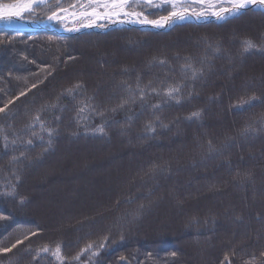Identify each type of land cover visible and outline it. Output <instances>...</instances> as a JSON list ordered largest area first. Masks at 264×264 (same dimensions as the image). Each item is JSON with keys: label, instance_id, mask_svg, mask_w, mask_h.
<instances>
[{"label": "trees", "instance_id": "obj_1", "mask_svg": "<svg viewBox=\"0 0 264 264\" xmlns=\"http://www.w3.org/2000/svg\"><path fill=\"white\" fill-rule=\"evenodd\" d=\"M48 11L27 16L41 22ZM245 39L257 47L244 52ZM149 47L156 53L144 56ZM219 48L229 61L216 56ZM189 64L202 74L193 79ZM259 64L264 11L253 8L166 32L121 27L60 36L0 27V107L8 104L0 113V247L29 236L0 254V264H61L50 253L37 257L57 243L62 264H264ZM169 86H179L176 99L164 95ZM249 125L254 130L244 133ZM138 126L160 141L113 134L127 137ZM88 230L98 236L88 239ZM89 243L98 254L74 259Z\"/></svg>", "mask_w": 264, "mask_h": 264}, {"label": "snow or ice", "instance_id": "obj_2", "mask_svg": "<svg viewBox=\"0 0 264 264\" xmlns=\"http://www.w3.org/2000/svg\"><path fill=\"white\" fill-rule=\"evenodd\" d=\"M199 3L201 5L208 4L213 10L211 12L212 16H215L217 20H225L228 17L239 15L240 12L248 7H258L264 8V0H220V6L217 7L215 3H211L210 0H193V4ZM36 7H44L49 11L45 14L47 15L48 22H60L65 19L69 13V7L72 9L71 16L80 24L81 27H105L104 24L98 23V21L107 19L110 22L115 21L118 23H130L137 24L141 26H151L153 28H163L165 26H170L171 24L186 20L191 16H195L197 19L206 18L208 12L205 10H197L193 6H189L187 4V0H80L77 4H72L69 7H65L62 3V0H57L56 5L53 6L49 4L48 0H22L21 3L14 4H0V21L12 22L13 17L16 20L25 19V14L29 16L33 14ZM158 8H166L167 15H158L156 18H149L148 10L150 9H158ZM60 13H64L65 15H60ZM72 31H78V28L70 29ZM243 51L248 52L253 48H256L257 45L253 43L250 39H245L243 42ZM161 64L164 61H160ZM187 67L192 72V78L195 79L198 74H202V72L198 69L192 68L191 64L187 65ZM35 87V85H33ZM81 85L76 84L74 88L67 89V92L72 93L75 89L80 88ZM139 88V83L137 85ZM179 86H169L165 91L164 95L169 97L170 99H176L175 93L179 92ZM153 92L159 94L160 90L153 88ZM141 96L140 99L144 98L143 89H140ZM21 95H24L21 92ZM133 99L135 94H131ZM251 99H255L252 97ZM128 101H124L123 103H127ZM12 103V101H9ZM55 107V105H53ZM88 107L85 106L79 109L80 112H85ZM123 107V104L120 105ZM159 107V106H156ZM8 108V104H5L3 107H0V113H4ZM94 110V109H93ZM115 111V109H113ZM102 115V113H101ZM193 117H198L199 112H193L191 114ZM264 123V121H261ZM35 123H39L42 130H46L48 136L51 137L53 135L52 129H45L43 122L40 121L39 114H37L35 118ZM29 127H33L30 125ZM148 129L152 130L151 125H148ZM252 129V126L249 125L245 127L243 130L244 133H247ZM96 132L103 133V128L95 129ZM33 135H36L33 132ZM5 148H7V137H5ZM51 141H49L50 143ZM15 143V141H13ZM29 144L32 143L30 139L28 141ZM13 160L16 157L12 158ZM11 194V193H5ZM141 207H143L141 205ZM6 219V217L0 216V220ZM32 236H35L36 233H31ZM29 236L26 235L24 240H28ZM24 240L17 239L15 243H13L10 247H0V254L10 253L13 249H15L18 245L23 244ZM104 240H107V237H104ZM106 246L104 242H101L98 245L99 249H103ZM94 246L92 243L86 245L85 248H82L79 253H77L74 259L79 260L80 256L85 252L91 251L92 256H96L98 251L93 250ZM40 253H50L53 257L56 258L57 261H60L61 264L65 259L62 255V245L57 243L55 248H50L47 244L42 248L37 250V257ZM176 253L173 252L172 256H175ZM35 258V257H34ZM227 259V258H226ZM251 264H255V258Z\"/></svg>", "mask_w": 264, "mask_h": 264}, {"label": "rangeland", "instance_id": "obj_3", "mask_svg": "<svg viewBox=\"0 0 264 264\" xmlns=\"http://www.w3.org/2000/svg\"><path fill=\"white\" fill-rule=\"evenodd\" d=\"M20 0H18V1H15V2H12V3H4V2H1V0H0V4H4V5H7V4H14V3H18ZM51 1H54V0H49L48 2L50 3ZM63 1V0H62ZM78 2H80V0H74V3L73 4H77ZM210 2L211 3H215L216 4V6L217 7H219L220 6V0H210ZM187 4L189 5V6H193V7H195L198 11L199 10H205V11H207L208 12V15H207V17L206 18H201V19H197L195 16H191V17H189L188 19H186V20H181V21H177V22H175V23H173V24H171L170 26H165V27H163V28H161V29H164L165 31H151V30H142V31H149V32H166V31H168V30H170L171 28H173L175 25H178V24H184V23H193L192 22V20L193 19H196V20H198V22H200V21H202V23L201 24H207V23H223V22H225L226 20H229V19H231V18H234V17H236V16H238V15H236V16H231V17H228L227 19H225V20H222V21H220V20H217L216 19V17L215 16H212L211 15V12H212V8L211 7H209L208 6V4L206 3V4H204V5H201V4H199V3H195V4H193V0H187ZM38 7H36L35 8V10L37 9ZM251 8H253V9H257V10H260V11H264V8H258V7H248V8H246V9H244V10H242L240 13L242 14L245 10H247V9H251ZM158 9H162V8H158ZM153 10H157V9H150V10H148L149 12H148V14L149 13H151V11H153ZM71 11H72V9L71 8H69V13H68V15H67V17L65 18V19H63L62 21H60V22H48V20H47V17L44 19V20H42L41 22H38V21H36V19H35V17L33 16V17H28L27 15L28 14H25V19H23V20H16L15 18H13L12 19V22H7V21H0V27H4V28H8V29H12V30H16V31H19V32H34V31H43V30H49V31H52V32H54V31H57V30H62V31H71L70 29H74V28H79V27H81L80 26V24L71 16ZM60 15H65L64 13H60ZM209 18H211L212 19V21L211 22H206V20H208ZM25 21H29V22H31V24L30 25H27V24H25L24 22ZM190 21V22H189ZM98 23H102V24H104L105 25V27H103V28H98V27H93V30H91V31H98V32H106V31H109V30H112V29H117V28H121V27H128V28H137V27H133V26H122V24L121 23H118V22H116L115 21V18L113 19V21H109V20H107V19H104V20H101V21H98ZM34 24H36V26L34 25ZM196 24H199V23H196ZM41 27V28H39L38 30H37V27ZM137 29H139V28H137ZM139 30H141V29H139ZM55 33V32H54ZM57 34V33H56ZM77 34H81V33H79V32H77ZM189 34L190 33H188L187 34V32L186 33H184V37L185 36H189ZM74 35V34H73ZM215 41V40H214ZM221 41H224V40H221ZM229 41L231 42L232 40L231 39H229ZM156 48L157 47H155V48H153V47H149L148 48V51L146 52V54H144V56H152L154 53H156ZM179 50V49H178ZM180 50H183V49H180ZM185 50V49H184ZM217 52V51H216ZM12 55V54H11ZM219 55L220 56H222L223 57V60L226 62V61H229L230 60V57H228L227 55H226V52L224 51V50H222L221 48H219V52H217V54H216V56L219 58ZM77 58V57H76ZM75 58V59H76ZM120 61L121 60H123V57L122 58H120L119 59ZM223 60H221V62L223 61ZM6 61H8V60H6ZM136 62L135 63H137L138 61L137 60H135ZM236 61L239 63V64H241L242 62H239V60H237L236 59ZM258 61V60H257ZM1 63L2 64H4V65H6V63L5 62H3V61H1ZM257 63V62H256ZM258 64V63H257ZM138 65V64H137ZM259 65H261L260 67H258V68H263L264 67V65L263 64H259ZM79 74V73H78ZM229 76V77H228ZM234 78V76H230V74L229 75H227V79L229 78V79H231V78ZM256 83H257V81L255 82V85H256ZM264 98V97H263ZM262 108H264V106H262ZM180 114V113H179ZM127 127V126H126ZM117 129V128H116ZM126 129H129L128 127L126 128ZM137 132H139L140 133V136L138 137V133ZM114 135H115V137H123V138H125L123 141H134V140H150V141H152V142H154V143H156L157 144V142L158 141H160L159 139H148V138H146L147 137V132L146 131H144V130H142V129H140V127L138 126V128L137 129H133V132H132V134L131 135H127V137H126V135H120V134H118V133H115V131H114V133H113ZM112 134V136L114 137V135ZM110 138H111V136H109ZM144 138V139H143ZM122 139V138H121ZM242 140H243V138H242ZM100 141H103V139H101ZM110 142V141H109ZM108 142V140L107 141H105V142H100V143H104V145L106 144V143H109ZM150 142L149 141H147L146 142V144H149ZM254 144V143H253ZM256 144V143H255ZM259 144L257 143V146H258ZM260 146V145H259ZM261 156V155H260ZM259 156V157H260ZM250 157V156H249ZM252 165V164H251ZM150 171V170H149ZM145 174H147V173H145ZM129 175H130V173H129ZM148 177V176H147ZM247 189V188H246ZM257 190H260L259 189V187H258V189ZM159 191V190H158ZM157 191V192H158ZM256 191V189H253L252 188V192L254 193ZM251 192V193H252ZM244 194H245V192H244ZM148 210V208L146 209V211ZM87 222H89V221H87ZM89 224V225H88ZM87 225H88V227L89 228H91V226H90V223H88ZM241 226H243V225H241ZM239 230L238 231H240V233H241V227H239L238 228ZM90 230V229H89ZM88 230V231H89ZM93 231V230H92ZM92 231H89V233H87V234H85V235H88L87 237H88V239L89 238H92L93 239V237H97L98 235H96L95 234V232H92ZM239 233V234H240ZM217 235H218V233H216ZM211 249V248H210Z\"/></svg>", "mask_w": 264, "mask_h": 264}, {"label": "water", "instance_id": "obj_4", "mask_svg": "<svg viewBox=\"0 0 264 264\" xmlns=\"http://www.w3.org/2000/svg\"><path fill=\"white\" fill-rule=\"evenodd\" d=\"M211 21H212L211 18L206 20V22H211ZM192 22L193 23H202V21L198 22V20H196V19H193ZM24 23L27 24V25L31 24V22H29V21H25ZM34 25L36 26V24H34ZM122 26H133V27H137V28H139L141 30L165 31L164 29H161V28H153L151 26H141V25L130 24V23H123ZM39 28H41V27L38 26L37 30ZM78 29H79L78 31H72V30L71 31H62V30L59 31V30H57V31H54V32L57 33L60 36H69V35L77 34V32L82 33V32H85V31H91V30H93V27H90V28H88V27H79Z\"/></svg>", "mask_w": 264, "mask_h": 264}, {"label": "bare ground", "instance_id": "obj_5", "mask_svg": "<svg viewBox=\"0 0 264 264\" xmlns=\"http://www.w3.org/2000/svg\"><path fill=\"white\" fill-rule=\"evenodd\" d=\"M22 2V0H20L18 3H21ZM14 18V17H13ZM86 32V31H85ZM83 33V32H82ZM74 203V202H73ZM75 204V203H74Z\"/></svg>", "mask_w": 264, "mask_h": 264}]
</instances>
